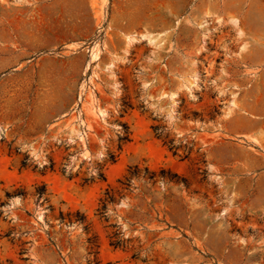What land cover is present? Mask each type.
<instances>
[{
	"label": "rangeland",
	"instance_id": "rangeland-1",
	"mask_svg": "<svg viewBox=\"0 0 264 264\" xmlns=\"http://www.w3.org/2000/svg\"><path fill=\"white\" fill-rule=\"evenodd\" d=\"M260 10L0 0V264H264Z\"/></svg>",
	"mask_w": 264,
	"mask_h": 264
},
{
	"label": "crops",
	"instance_id": "crops-1",
	"mask_svg": "<svg viewBox=\"0 0 264 264\" xmlns=\"http://www.w3.org/2000/svg\"><path fill=\"white\" fill-rule=\"evenodd\" d=\"M251 15L259 19H252L251 23L247 21L238 58L246 65L264 66V10L252 11ZM256 75L257 80H264V67Z\"/></svg>",
	"mask_w": 264,
	"mask_h": 264
}]
</instances>
